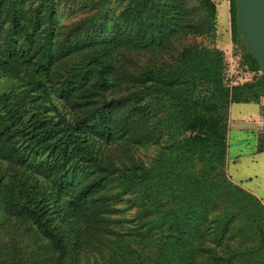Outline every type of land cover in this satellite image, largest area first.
Here are the masks:
<instances>
[{"label":"trees","instance_id":"16d2710c","mask_svg":"<svg viewBox=\"0 0 264 264\" xmlns=\"http://www.w3.org/2000/svg\"><path fill=\"white\" fill-rule=\"evenodd\" d=\"M116 1L56 24V0H0V264H264V208L224 168L258 63L242 42L262 82L226 86L212 0Z\"/></svg>","mask_w":264,"mask_h":264},{"label":"rangeland","instance_id":"374dc122","mask_svg":"<svg viewBox=\"0 0 264 264\" xmlns=\"http://www.w3.org/2000/svg\"><path fill=\"white\" fill-rule=\"evenodd\" d=\"M97 0H56V24H66L77 17L84 15L86 13H89L93 8L88 7L86 4L87 2H95ZM218 1V0H216ZM110 4L115 5V9L119 6L118 1L116 0H110ZM225 4V3H223ZM222 21V12L220 11V8L218 9V15H217V22L220 23ZM216 26V23H215ZM219 30V27H217ZM215 31V36L212 40L208 39L207 41L210 44H213L215 47H217L221 52L223 53L224 58L227 61V67L229 68L227 70L228 75L229 74H241L243 76V80L240 81V84L243 83H259L262 82V80L258 79L259 77L257 75H253L252 72L247 71V66L245 64V57H244V49L242 47V41L239 38H236L235 40L231 39L230 37L227 38L226 42L222 44V42L219 43V36ZM239 35V34H238ZM206 41V40H205ZM228 75L224 74V80L226 82V86L229 85L228 80L231 81V77H228ZM0 88H4L7 83L3 82L1 80L0 82ZM239 84V83H238ZM263 101L262 99H260ZM230 105V106H229ZM225 110L226 115V121L228 119V111L229 115L231 117L237 115L238 110L241 106V104L238 103H231L229 104ZM245 106V104H244ZM249 107V105H247ZM264 110V104L261 106ZM262 121L264 122V111H262ZM249 122V118L247 119ZM253 123V119L251 120ZM250 125V129L252 130V133L250 134H244L242 131H240L233 122L229 124V127L227 126V137H226V144H227V155L225 156V170L227 174H231V169L234 170L236 167V160L235 157L239 155L240 153H243L251 148L252 146V138L254 137V134L257 135V131H255L256 127L253 123L251 125V122L248 123ZM256 132V133H255ZM260 136L263 135V130L259 131L258 133ZM158 147L155 146H148L146 149H138L136 151L139 155H146V156H153L157 153ZM233 160L234 162H230ZM233 165V166H232ZM259 200L261 204L264 207V196H259ZM5 217L3 216L2 212L0 211V224L3 223V220ZM1 231V230H0ZM1 234V232H0ZM29 250V247L26 248Z\"/></svg>","mask_w":264,"mask_h":264},{"label":"crops","instance_id":"0c3cea01","mask_svg":"<svg viewBox=\"0 0 264 264\" xmlns=\"http://www.w3.org/2000/svg\"><path fill=\"white\" fill-rule=\"evenodd\" d=\"M212 1L215 4V23L216 31L220 40L219 43L222 42V44H224L227 38L230 37L229 0ZM219 8L222 12V21L220 23L217 22ZM217 27H219V30ZM238 104H241V106H238L240 108L237 115L231 117L228 111L227 126L229 127V124L233 122L235 126L244 134H250V132L252 133V130L250 129V125L248 123L251 122V125H253L254 122L252 123V119L262 117L261 114L263 108L259 103L251 101ZM247 105H249V107ZM248 118L249 122H247ZM262 130L264 131V122ZM255 131H257V135L254 134V137L252 138L251 148L235 157V159H237L236 167L234 170L231 169V174L226 173V175L232 183L237 184L259 200V196H264V151H258L257 149L259 140L258 138L260 135L258 134L259 131L257 129ZM230 162L234 161L231 160Z\"/></svg>","mask_w":264,"mask_h":264},{"label":"water","instance_id":"95a60500","mask_svg":"<svg viewBox=\"0 0 264 264\" xmlns=\"http://www.w3.org/2000/svg\"><path fill=\"white\" fill-rule=\"evenodd\" d=\"M235 27L264 75V0H235Z\"/></svg>","mask_w":264,"mask_h":264},{"label":"built area","instance_id":"2783aa9c","mask_svg":"<svg viewBox=\"0 0 264 264\" xmlns=\"http://www.w3.org/2000/svg\"><path fill=\"white\" fill-rule=\"evenodd\" d=\"M228 69L229 68L227 67V69L225 70V77H226V75H228V73H227V70ZM258 74H260L259 71H258ZM228 77H231V81L228 80V82H229V85L228 86L236 85L238 83L240 84V81L243 80V76L241 74H237V73L229 74ZM253 122H254V125H255V127H256V129L258 131H260L263 128L262 117L254 118L253 119Z\"/></svg>","mask_w":264,"mask_h":264}]
</instances>
